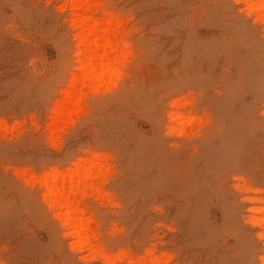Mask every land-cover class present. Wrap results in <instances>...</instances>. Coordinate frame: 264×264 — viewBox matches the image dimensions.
Returning a JSON list of instances; mask_svg holds the SVG:
<instances>
[{
    "label": "rangeland",
    "instance_id": "obj_1",
    "mask_svg": "<svg viewBox=\"0 0 264 264\" xmlns=\"http://www.w3.org/2000/svg\"><path fill=\"white\" fill-rule=\"evenodd\" d=\"M263 259L264 0H0V264Z\"/></svg>",
    "mask_w": 264,
    "mask_h": 264
},
{
    "label": "bare ground",
    "instance_id": "obj_2",
    "mask_svg": "<svg viewBox=\"0 0 264 264\" xmlns=\"http://www.w3.org/2000/svg\"><path fill=\"white\" fill-rule=\"evenodd\" d=\"M86 17V16H84ZM87 19V17H86ZM100 25H103L101 22H95L93 24L85 23L82 27L83 31L80 33V37L83 38L81 41V47L84 48V51L81 52V57L84 61L85 66L87 67L88 71L84 75L83 80L89 81L94 76V71H97L99 67H102L103 61L108 59L111 55L110 52L106 53L104 50L108 47V39L109 34L107 31H101L102 33L98 35V28L101 27ZM100 32V31H99ZM94 37V39H92ZM85 40V41H84ZM99 52V53H97ZM75 82V81H74ZM77 83L73 86V88L70 91H66L64 93L63 99H60L57 101L55 108L53 109V116L50 126L53 128L59 124L61 121L65 119L66 116L69 115L72 108L71 106H74L76 100L78 99L76 93H77ZM71 108V109H70ZM91 172V169H87ZM89 172L80 169L76 172V179L70 178L68 181L60 180L61 183H56L57 179H53L51 189L49 191V195L54 197V201L59 204V206H64L68 209L69 205L68 203H61L62 199H64L65 193L63 190L65 189H71L74 186H78V184L89 177ZM54 178L57 177V175L53 176ZM69 185H68V184ZM68 185V186H67ZM71 192V191H70ZM67 200V199H66ZM80 212L75 209H69L68 210V217L66 218L67 225H73L77 228L76 234L79 235L82 233V221L80 218L78 219V215ZM264 264V259H263Z\"/></svg>",
    "mask_w": 264,
    "mask_h": 264
}]
</instances>
